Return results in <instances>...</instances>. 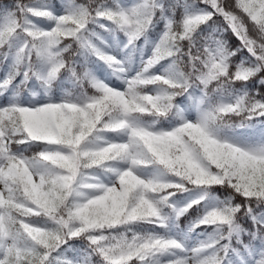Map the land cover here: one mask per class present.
I'll return each mask as SVG.
<instances>
[{
	"label": "snow or ice",
	"instance_id": "snow-or-ice-1",
	"mask_svg": "<svg viewBox=\"0 0 264 264\" xmlns=\"http://www.w3.org/2000/svg\"><path fill=\"white\" fill-rule=\"evenodd\" d=\"M0 73V264H264V0H0Z\"/></svg>",
	"mask_w": 264,
	"mask_h": 264
},
{
	"label": "trees",
	"instance_id": "trees-1",
	"mask_svg": "<svg viewBox=\"0 0 264 264\" xmlns=\"http://www.w3.org/2000/svg\"><path fill=\"white\" fill-rule=\"evenodd\" d=\"M7 2H11V0H7ZM53 2H59V0H53ZM232 43L233 44H236L237 43V41L235 40V39H233L232 40ZM141 44H143V42H141ZM129 53H131V50H129ZM129 53H125V55H127V54H129ZM138 61L140 60V52L139 51H137V52H135V53H131ZM0 75H2V73H0ZM71 82H65L64 84H62L61 85V87H60V92H63L64 90H69V91H72V90H74L76 93H79L80 91H81V89L80 88H76L74 85H71L70 84ZM28 87L29 88H33L34 90H36V91H38V92H40V96L42 97L43 96V92L39 89V87L37 86V85H35V82H33L32 84H29L28 85ZM85 87H87V85H85ZM89 91H91V89H89ZM57 95L58 94H60L59 92L58 93H56ZM24 95L25 96H27L28 95V93L27 92H24ZM193 115V117L195 116V113H193L192 114ZM146 119H151V118H146ZM160 126H162V127H167L168 126V122L166 121V120H164V121H161L160 122ZM185 196H187L188 197V199H192V198H194V197H196V193H191V194H188V193H186V194H184ZM188 223V220H187V218L185 217V218H182L181 219V221H180V225H181V227H184L186 224Z\"/></svg>",
	"mask_w": 264,
	"mask_h": 264
},
{
	"label": "rangeland",
	"instance_id": "rangeland-1",
	"mask_svg": "<svg viewBox=\"0 0 264 264\" xmlns=\"http://www.w3.org/2000/svg\"><path fill=\"white\" fill-rule=\"evenodd\" d=\"M134 60H135V66H138L140 60L138 61L136 58H134ZM117 83H119V82L117 81ZM241 131H243V130H241Z\"/></svg>",
	"mask_w": 264,
	"mask_h": 264
}]
</instances>
